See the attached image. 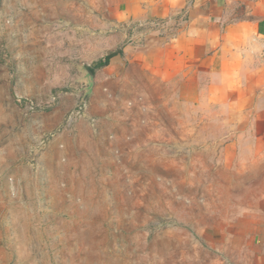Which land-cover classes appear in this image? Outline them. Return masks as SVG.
Instances as JSON below:
<instances>
[{
    "label": "rangeland",
    "instance_id": "374dc122",
    "mask_svg": "<svg viewBox=\"0 0 264 264\" xmlns=\"http://www.w3.org/2000/svg\"><path fill=\"white\" fill-rule=\"evenodd\" d=\"M111 1L0 0V264H264V139L96 68L126 43Z\"/></svg>",
    "mask_w": 264,
    "mask_h": 264
},
{
    "label": "crops",
    "instance_id": "0c3cea01",
    "mask_svg": "<svg viewBox=\"0 0 264 264\" xmlns=\"http://www.w3.org/2000/svg\"><path fill=\"white\" fill-rule=\"evenodd\" d=\"M108 10L126 43L102 69L131 65L195 105L226 108L264 139V0H113ZM258 224L256 245L264 241Z\"/></svg>",
    "mask_w": 264,
    "mask_h": 264
},
{
    "label": "trees",
    "instance_id": "16d2710c",
    "mask_svg": "<svg viewBox=\"0 0 264 264\" xmlns=\"http://www.w3.org/2000/svg\"><path fill=\"white\" fill-rule=\"evenodd\" d=\"M118 54H120L119 50H117V51H115V52H110V53L106 56V58L104 59V61H100V62H98V63L96 64V68H97V67H98V68H101V67H103V66H106V65L108 64V62H109V59H110L111 57L115 56V55H118ZM88 72H89L90 74H93V69L88 68Z\"/></svg>",
    "mask_w": 264,
    "mask_h": 264
},
{
    "label": "water",
    "instance_id": "95a60500",
    "mask_svg": "<svg viewBox=\"0 0 264 264\" xmlns=\"http://www.w3.org/2000/svg\"><path fill=\"white\" fill-rule=\"evenodd\" d=\"M90 76L89 77H91V74L90 73H88Z\"/></svg>",
    "mask_w": 264,
    "mask_h": 264
}]
</instances>
